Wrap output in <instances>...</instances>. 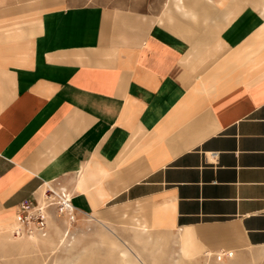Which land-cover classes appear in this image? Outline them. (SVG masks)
Segmentation results:
<instances>
[{
  "label": "crops",
  "instance_id": "0c3cea01",
  "mask_svg": "<svg viewBox=\"0 0 264 264\" xmlns=\"http://www.w3.org/2000/svg\"><path fill=\"white\" fill-rule=\"evenodd\" d=\"M179 6L0 0V264H25L9 229L43 189L182 261L264 264V0Z\"/></svg>",
  "mask_w": 264,
  "mask_h": 264
},
{
  "label": "rangeland",
  "instance_id": "374dc122",
  "mask_svg": "<svg viewBox=\"0 0 264 264\" xmlns=\"http://www.w3.org/2000/svg\"><path fill=\"white\" fill-rule=\"evenodd\" d=\"M167 2L170 4L173 0H66V3L70 5L97 4L147 9L160 15L163 14V5ZM247 5L250 4L245 3L242 6ZM178 21L174 19L173 22H165V25L173 32H175L174 26L186 29L188 32L183 35L175 33L189 40L203 34L204 27L208 25L186 21L178 23ZM57 196L59 194L56 192H49L43 201L47 205L58 203ZM28 211L32 217L29 216L23 226L19 222L17 224L26 236H34L33 239L26 236L18 239L21 245L17 251L21 252L19 255L25 260V264H119L116 257L109 254V248L103 242L102 234L106 232L99 223L63 206L51 205L43 209L41 200L40 206L38 203L31 202L29 208L25 210V212ZM37 213L44 219V232L37 228L36 218L34 219ZM108 228L114 232L113 236L108 237L112 239L115 237L118 241L125 242L128 249L131 248L132 255L144 264H256L255 260L246 254L236 256L219 254L216 257L202 256L196 260L182 261L178 256L179 249L174 243L173 232H170L168 244L161 249L135 241L130 226L122 225L120 228L109 226ZM154 233L157 232L154 231Z\"/></svg>",
  "mask_w": 264,
  "mask_h": 264
},
{
  "label": "bare ground",
  "instance_id": "6f19581e",
  "mask_svg": "<svg viewBox=\"0 0 264 264\" xmlns=\"http://www.w3.org/2000/svg\"><path fill=\"white\" fill-rule=\"evenodd\" d=\"M180 1L181 0H174V4H175L176 7H180L179 6L180 5ZM49 192L50 193H55V191L51 190V189L50 190L43 189L41 191V196H42L41 201H42L43 209H47L51 205H58V206H63V207L66 206V204H67L66 202L62 203L63 198H62L61 195L57 196L58 203H50V204L47 205V203H45V201H43V200L47 197V193H49ZM69 210L71 211V209H69ZM17 220L22 226H23V224L26 223V222L23 223L20 220L19 215L17 216ZM98 223L104 228L103 230L106 232V233L102 234V237H103L104 244L109 248V251H108L109 254L111 256L116 257L115 259L118 260L119 264H144V263H142V261L138 260L137 258H135L132 255V251L130 250L131 248L128 249V247H127L128 245L125 242H120L117 239H115V237H114V239H112L111 237H108V236H113L114 235L113 230L108 228L109 226L107 227L106 224L101 223V222H98ZM131 230H132V234H133V239L135 241H141L143 243H147L148 245H150L152 247H156V248H161L162 249V247L166 246L168 244L169 240H170V235H167V234L162 233V232L154 233L153 231L147 229V227L145 225H138L135 228L131 227ZM9 231H10V234H9V237H8L9 239L18 240L19 238L21 239L22 237L26 236L25 233L18 227L15 228L14 230L9 229ZM14 232H15V234H14ZM26 237H28V236H26ZM33 237L34 236L31 235L28 238H30V239L32 238L33 239ZM206 256L207 257H211L212 254L209 253Z\"/></svg>",
  "mask_w": 264,
  "mask_h": 264
},
{
  "label": "built area",
  "instance_id": "2783aa9c",
  "mask_svg": "<svg viewBox=\"0 0 264 264\" xmlns=\"http://www.w3.org/2000/svg\"><path fill=\"white\" fill-rule=\"evenodd\" d=\"M216 158H217V154H216V153H212V154H211V160H215ZM60 195H61L62 198H63L62 203H65V202L67 203L65 207H66L67 209H71V211L74 210V209L72 208L71 204H70V196H69V194L66 193L64 190H61V191H60ZM30 204H31L30 202H25V203H23L22 206L20 207L18 213H17V216L19 215L20 220H21L23 223L26 222V220H27V218H28L29 216L32 217V216L30 215V212H29V211H28V212H25V210H27V209L29 208V205H30ZM63 205H64V204H63ZM23 214H25V215H23ZM35 218H36V225H37L38 230L44 232V230H45V222H44V219H43L41 216H39L38 213H37V216L34 217V219H35Z\"/></svg>",
  "mask_w": 264,
  "mask_h": 264
}]
</instances>
